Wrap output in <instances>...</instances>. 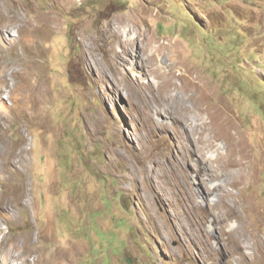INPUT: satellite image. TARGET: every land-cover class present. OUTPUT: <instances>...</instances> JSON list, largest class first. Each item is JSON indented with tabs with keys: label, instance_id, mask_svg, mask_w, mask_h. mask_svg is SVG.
I'll list each match as a JSON object with an SVG mask.
<instances>
[{
	"label": "rangeland",
	"instance_id": "1",
	"mask_svg": "<svg viewBox=\"0 0 264 264\" xmlns=\"http://www.w3.org/2000/svg\"><path fill=\"white\" fill-rule=\"evenodd\" d=\"M6 18L11 21L4 24ZM129 26L130 40L138 38L123 42L119 28ZM14 39L19 43L11 47ZM2 64L31 69L50 99L40 117L19 108L10 120L0 116V215L11 217L0 225L3 251L10 240L30 262L39 250L81 245L75 264H204L200 246L191 242L194 221L186 214L173 218V207L151 187L158 168L153 157L168 153L178 163L187 173L183 188L232 187L233 176L219 164L227 142L183 161L186 147H195L198 133L190 130L198 122L193 112L181 120L177 103L161 100L160 65L165 75L175 73L176 85L187 78L178 73L188 74L207 92L209 107L220 104L236 116L259 164L258 181L241 192L264 206V0H0ZM23 79L10 75L5 84ZM171 94L182 96L176 89ZM203 164L215 172H198L194 165ZM230 222H224L228 228L236 224ZM256 223L264 236V214ZM209 225L203 230L216 233L218 264H227L221 247L229 230Z\"/></svg>",
	"mask_w": 264,
	"mask_h": 264
},
{
	"label": "bare ground",
	"instance_id": "2",
	"mask_svg": "<svg viewBox=\"0 0 264 264\" xmlns=\"http://www.w3.org/2000/svg\"><path fill=\"white\" fill-rule=\"evenodd\" d=\"M10 21L11 19L6 18L4 19V24ZM133 27L134 26H129V29L127 27L119 28L123 30V34H125L127 38H123V42H131V40L134 42V40L138 38V34L136 33V36L131 37L130 40L127 34ZM17 42L18 41L15 40V42L11 44V47L16 46ZM151 43L152 41L145 46H150ZM163 44L155 46L152 54H150V58L153 57V59L156 60L159 48ZM157 69L163 79L161 86L165 88L164 93L161 95V100L168 103L176 102L177 113L181 120H186L189 112L196 114L198 123L196 127H192L190 131L194 135L198 133V137L196 136L191 140V143L195 146L193 150L186 147L183 161L191 162V160H195L192 158L193 154L200 155L204 149L216 145L218 141L224 140L227 142L228 151L220 157L219 164L221 169L229 173L233 178L229 183L232 187H229L227 184L223 186L221 183H218L219 185L215 188L210 186L203 187L201 192L189 190L188 188H183V177L187 176V173H183V171L178 168V163L175 160H169L168 153H158L153 157V162L158 168L152 175L150 174L152 189L156 187L162 195L163 200L166 199L168 202L167 205L173 207L171 211L173 218L176 216L181 217L182 214H186L185 217L187 219L194 221V224L197 226L194 231L197 232V234L194 235L191 242L197 243V245L200 246L199 254L204 264H218L221 256L218 242L213 241V239H215V231L207 228L203 230V226L207 222H210L209 227L212 225L220 226V223H222L223 227H219V229L225 233V227L227 226L224 222H230L232 220H235L236 224L230 225L229 228L227 227L229 234L223 239L226 246L224 247L221 245V248L223 250L225 249V256L228 257L227 264H256L257 262H262L264 260V236L259 232L256 222L262 219L264 206L254 198V196L243 195V192H241L248 185L258 181H256V174L258 176L259 164L256 157L253 158L251 154L252 149L249 145V140H247L243 130L240 129L238 119L226 107L220 104H214L212 107H209L206 104L208 98L207 92L201 89L197 82L192 83L193 79L188 78V74L184 72L181 74L178 73V77L183 78V75H185L187 78H185L181 84L178 83L176 85V83L172 82L175 77L174 72H169L168 75H165L162 71V69H164L163 65H160ZM10 75L23 77V82H15L9 88L5 82L7 76ZM192 88H194V93L190 94ZM175 89L178 90L182 96L171 94ZM3 94H5V96H3ZM0 95L2 98L0 102V116H3L7 120L11 119V115L15 108H19L31 117H40L47 111L50 100L45 81L42 79L34 80V73L31 72V69L28 70L26 67L11 68L3 64L0 65ZM4 98H8L11 104L5 105L3 102ZM190 99L194 100L192 106L188 104ZM163 126L165 128L167 127L166 124H163ZM117 150L123 153V148H121V146H119ZM7 152L8 151L4 149L2 154L6 155ZM25 152L26 150L23 146L19 147L18 154L21 157L19 163L22 164L23 167L24 159L22 158ZM145 158L147 157L145 156ZM197 159L201 161L202 159L206 160V158L200 156H197ZM167 162H169V165ZM194 166L198 167V172H215V170H212L211 167L206 164ZM132 169L134 171L133 166ZM214 177L219 178L220 174L216 173ZM212 183L214 182L212 181ZM180 186L181 190L176 191V188ZM235 189H237V192ZM216 190H218V198L209 202ZM200 193L203 195V200H201ZM1 195L3 194L0 192V208L4 207L2 202L5 200ZM22 196L25 198L26 205L28 206V196L25 193H23ZM143 196H145V193L141 189L138 193V197L141 198ZM167 196H170V198H165ZM179 202L184 205H180ZM216 209H218V212L215 211ZM210 217H212V221H210ZM4 218H6L8 222L11 217L0 215V225ZM160 230L162 233L163 229L161 228ZM2 231V227H0V233ZM48 236H50V233H48ZM6 238L8 239V236L5 237L4 240ZM7 242H9L8 251H3L0 245V253L3 255L2 264H14L10 260V257L22 260L18 264H75V257L82 248L81 245H73L69 250L62 249L60 246H57L53 250H39L32 262H30L27 258H24L22 251L18 252V254L15 252V241L8 240ZM244 247L246 251L243 250L239 256L236 257L237 253ZM170 253L171 256H173V253Z\"/></svg>",
	"mask_w": 264,
	"mask_h": 264
}]
</instances>
